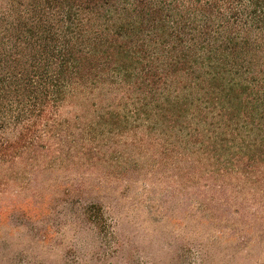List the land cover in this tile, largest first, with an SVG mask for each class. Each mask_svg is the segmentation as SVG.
Here are the masks:
<instances>
[{"label":"rangeland","instance_id":"374dc122","mask_svg":"<svg viewBox=\"0 0 264 264\" xmlns=\"http://www.w3.org/2000/svg\"><path fill=\"white\" fill-rule=\"evenodd\" d=\"M198 95L72 98L62 142L0 163V264H264V129Z\"/></svg>","mask_w":264,"mask_h":264},{"label":"trees","instance_id":"16d2710c","mask_svg":"<svg viewBox=\"0 0 264 264\" xmlns=\"http://www.w3.org/2000/svg\"><path fill=\"white\" fill-rule=\"evenodd\" d=\"M133 93L138 118L198 95L264 129V0H0L1 164L62 142L72 98Z\"/></svg>","mask_w":264,"mask_h":264}]
</instances>
